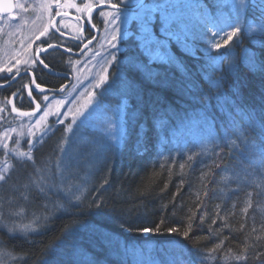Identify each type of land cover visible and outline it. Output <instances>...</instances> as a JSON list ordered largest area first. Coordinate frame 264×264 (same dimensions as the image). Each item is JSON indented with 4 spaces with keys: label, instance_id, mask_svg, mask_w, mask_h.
<instances>
[{
    "label": "trees",
    "instance_id": "trees-1",
    "mask_svg": "<svg viewBox=\"0 0 264 264\" xmlns=\"http://www.w3.org/2000/svg\"><path fill=\"white\" fill-rule=\"evenodd\" d=\"M252 1L247 0L245 22L256 24L261 21V15L253 10ZM188 8L192 13L200 8L194 4L184 9L182 14L192 21V16L186 14ZM159 17L162 12L152 16L154 30L163 22ZM245 22L241 26L242 34L226 45V49L235 54L220 68L205 52L200 37L204 35L203 28L197 19L192 24L191 34L182 38L186 52L178 50L175 43L170 45L171 53L184 65L182 71L166 68L157 60L149 62L148 55L132 38L124 42L117 62L110 68L116 84L113 86L116 94L110 95L113 102L119 98L125 103L122 142L115 148L109 147L110 143L100 144L95 150L88 143L89 147L84 144L85 139L77 140L82 142L71 148L70 169L64 171L61 183H51L48 192L52 198L36 197L44 203L35 204L33 197L24 201L18 192L11 205L4 204L6 212L10 207L23 208L21 219L28 223L34 213L48 215L50 206L58 201L68 203L67 191L75 195H81L78 189L83 191L80 202L72 198L75 206L67 212L52 211L47 221L38 226L34 224L33 227L38 228L35 233L10 238L0 231V247L23 257L13 264H69V261L72 264H241L234 257L245 249L249 257L247 264H259L252 257L257 251L264 252V172H253L249 167V161L256 169L260 164L246 146L257 153L264 150V131L260 126L264 118V73L251 66L252 58L257 65L264 61V34L257 45L251 44L244 38L248 30ZM245 48L252 55L242 60L240 50ZM55 54L60 59L55 58L54 64L45 61L48 67L69 73L66 69L68 58L59 52ZM132 59L136 65H147L153 72H159L170 83L158 85L147 81L129 64ZM208 61L211 66L207 65ZM33 70L36 72L38 67ZM44 79L45 87L57 89L61 85L62 79L49 75H44ZM26 83V78H22L0 91V99L6 101L4 105L13 90L23 99V105H17L16 109L31 110V105L24 107L28 104L26 93L19 88ZM127 83H132L136 91L128 88ZM6 109L8 116L14 118L11 109ZM244 112L252 114L255 126L252 133H246L247 139H237L248 125ZM61 131L62 127L56 128L35 147L34 163L29 161L33 165L30 168L27 164L22 168L14 160L15 171L11 172L9 184L16 183L21 190L27 178L39 177L33 176L30 169L38 170L44 160L53 161L62 155L60 147L64 134ZM232 141H235L234 146ZM204 147L207 151L192 167L181 171L179 164L187 155L201 152ZM215 153L224 157L221 162L224 170L213 167L211 174L202 179V174L208 172V166L216 160ZM225 162L230 163L229 171ZM64 163H69L67 158ZM242 169L251 175L237 182L233 179L234 173ZM223 176L229 179L224 181ZM165 184L168 185L166 189ZM173 193H177L175 200ZM249 200L252 207L244 212ZM97 203L101 207L97 208ZM193 213L196 214L194 230L190 238H185L181 231L188 222L187 217ZM162 215L167 217L162 229L176 227L180 231L143 233L137 230L155 228ZM201 215H204L203 222L199 219ZM129 228L132 231H128ZM221 240L224 241L221 247L209 255L208 249L220 244Z\"/></svg>",
    "mask_w": 264,
    "mask_h": 264
},
{
    "label": "rangeland",
    "instance_id": "rangeland-1",
    "mask_svg": "<svg viewBox=\"0 0 264 264\" xmlns=\"http://www.w3.org/2000/svg\"><path fill=\"white\" fill-rule=\"evenodd\" d=\"M36 1V0H34ZM49 3L52 0H47ZM153 2V5L160 4L167 6L164 10L166 14L179 17V36L184 38L185 34L192 32V24L194 20L199 18L195 15L201 14V22L207 29V35H211L212 32H215L219 29H223L220 36L215 37L211 42H209L206 38L207 49L208 51H219L225 48L217 50L210 47V43H215L216 40L222 41L226 38V34L230 31V28L226 25L236 24L237 10L233 7L235 0H216L215 9H205L203 13L202 8L199 11L191 12L190 8L186 10V14L192 16V21L190 20V24H188V17L182 14V10L186 9L194 2H199L198 0H150ZM15 2V12L14 16L17 17V20L13 23L4 19H0V73H5L7 75L14 76L21 71L34 69V55L38 46H35V41L29 40L32 37V32L26 33L24 36L22 23L25 20V13L30 11L31 1L30 0H14ZM213 2V4H214ZM69 8L68 5H64L63 8ZM157 14L161 11H155ZM107 14V13H106ZM128 16H132V14H126ZM240 15V26L245 22L243 20L242 13ZM48 12L46 18V25L44 24V34L48 32V26H52L54 24L53 18H48ZM153 19V18H152ZM162 19V17H161ZM119 23V21H118ZM138 25L136 22L133 23ZM213 24L216 27H211ZM30 27L32 26L30 21H27V24ZM129 32H134V27L132 26V21H130L127 25ZM161 26H159L160 28ZM258 28V26H255ZM114 28V26L107 25L103 33L102 40L100 42L99 47L92 48L89 53L78 60H68L67 70L73 77L72 84L70 87L61 95L52 96L54 94L41 95V106L40 112L30 118L15 117L10 118L7 113V109L2 101H0V167H3V163L5 161L12 163L15 165V161H17L14 150L19 149L20 151H28L29 145L28 140L33 139L35 137V143L32 145V152L35 147L40 146L51 134H53L58 127H62L61 134H64V128L67 124L73 122L74 115L77 114L79 110L82 109V106L86 104L88 100L89 92L103 93V100L100 103L99 107H96L94 111L88 117V120L81 125L79 129L80 140L85 139L84 144H89L90 147H94V149H98V145L102 144L108 145L111 144V140L106 132V123L109 119L112 120V129L117 136H120L122 133L124 135V130L122 126V118L125 103L122 99L117 98L115 102H113V98L110 94H116L114 87L108 89L107 92H103V89H96L94 87L95 83L98 81L100 74L102 73L103 68H108L110 72V68L112 64L109 65L106 63L107 60L111 59L110 53L114 52L118 54L122 52L124 43L132 38L135 42L136 36H124L122 39H118L116 41L117 47L110 48L106 41V36L108 33ZM211 28V31L208 29ZM110 38V37H108ZM139 43V41H137ZM122 43V44H121ZM121 44V48H120ZM184 43L182 44L183 47ZM170 52V51H169ZM211 53V52H210ZM157 52L155 48L153 49V55H156ZM159 54H163V50L160 51ZM171 54V52H170ZM83 55V54H82ZM217 56H223L225 59L228 58L229 52H224L222 55L217 54ZM42 60L41 57H39ZM19 61V62H18ZM37 62V61H36ZM207 65L211 66L210 62H207ZM11 69V71H9ZM156 72V71H155ZM66 81L64 80V83ZM116 85V84H115ZM28 92V90L26 91ZM31 94V93H30ZM47 97V99H45ZM99 99V97H97ZM112 103V104H110ZM9 108L11 104L7 103ZM89 107H92L91 105ZM87 111V109H83ZM47 112L48 115L41 121V117L44 116V113ZM13 117V115H12ZM40 121V123H37ZM60 121H64L63 124ZM19 141V143H17ZM82 141H76L72 145V148L76 147V145H81ZM7 145V149L5 148ZM88 146V145H87ZM88 146V147H89ZM246 148L251 151L250 148L246 146ZM59 158V157H58ZM58 158L53 159V161L48 158L42 162L39 171L36 169H30V173L33 176H39L35 178L37 180H43L45 184L51 185L53 182L54 185L61 183V175L57 171V161ZM15 160V161H14ZM19 162V161H17ZM29 168L33 166L30 162H27ZM24 168L25 165H21ZM56 168V169H55ZM237 181V180H235ZM239 182V181H237ZM10 183V182H9ZM10 194L9 184H4L0 186V196L8 197ZM48 192V197L52 198ZM51 207V206H50ZM13 210H15L13 208ZM17 210V209H16ZM4 213L6 209L3 208ZM23 215V214H22ZM184 264V263H183Z\"/></svg>",
    "mask_w": 264,
    "mask_h": 264
},
{
    "label": "snow or ice",
    "instance_id": "snow-or-ice-1",
    "mask_svg": "<svg viewBox=\"0 0 264 264\" xmlns=\"http://www.w3.org/2000/svg\"><path fill=\"white\" fill-rule=\"evenodd\" d=\"M74 6V5H70ZM262 6H264V0H262ZM125 9V12L128 9V5L125 3V0H117L116 3H111L110 8L112 11L107 13L108 19H106V23L110 26H114L112 30L108 33L106 36L107 44L110 48H116L117 43L116 41L118 39H122L124 36H136V38L139 40L138 47L143 49L144 53H146L149 57V62L153 60L160 61L162 64L166 66V68H174L177 71H182L184 69V65L180 61L179 57H176L174 53L169 52L171 43H175L178 47H180L184 42L181 41L180 36L178 34L179 32V17H174L171 15H168L163 12V10L167 7L165 5L155 4V5H145L141 3H137L136 8L139 9L133 16H128L124 12H121V8ZM233 7L237 10V17H236V24L226 25L230 28V31L227 32L226 38H224L222 41L216 40L215 43H210V47L213 49H221L224 46L228 45L230 41H233L235 37L238 36V34H242V28L240 26V13L244 12L249 5L246 3V0H235V3L233 4ZM10 10V5L5 4V11ZM80 11H86L87 13L91 14L93 11V5L91 3L85 4L83 9H78ZM155 11H161L162 12V24L159 28L160 35L156 34V30H154L153 27H150L152 22V14ZM57 15H60V12L56 13ZM101 15H104L102 12ZM261 23L259 24V27H251L248 29L250 33L260 31L264 33V14L261 16ZM119 21V23H118ZM130 21H136L138 23V32L139 35L137 36L136 33L129 32L127 27H124V25H127ZM211 27H216L215 24H213ZM208 31H211V28L208 29ZM223 29H219L215 32H212V34L209 36L207 33L204 34V37L211 42L215 37L220 36ZM44 33H41V36H43ZM63 35V33H61ZM110 37V38H108ZM39 39V37H37ZM186 39V38H185ZM264 43V41H262ZM49 48L55 47L54 45L49 44ZM155 48L157 54L153 55V49ZM163 50V54H159L160 51ZM180 50L182 52H186V49L184 47H180ZM38 53L40 51H43V49H37ZM111 59L107 60L106 63L111 65L114 62H117V56L116 53L112 52L110 53ZM211 60L213 63H224L225 58L223 56H214L211 57ZM19 62V61H18ZM41 64L44 63L43 60L40 61ZM228 63H231L228 61ZM129 64L134 67L136 71H139L140 74L144 79H146L149 82L156 83L158 85H165L169 84L170 82L167 81L166 77H162L159 72H153L150 67L147 65H136L134 59L129 60ZM251 66L253 68H257L261 73H264V61L260 62L258 65L255 62V58H252ZM44 67L47 68L48 65L44 64ZM11 71V69H9ZM121 83H124L123 81ZM115 85L114 80L112 79V73L109 72L108 68H103L102 73L99 76L98 81L95 83L94 87L96 89H103V92H107L109 88L113 87ZM128 88H131L133 91H136V89L133 87L132 83H127L126 85ZM174 86V85H172ZM39 87V85H37ZM216 87H219V84L216 85ZM99 97V99H97ZM47 99V97H45ZM103 100V93H96V92H89L88 93V100L85 105L82 106V109L77 112L76 115L73 117V122L67 124V126L64 128V137L61 140V147L60 151L62 155L58 158L57 161V171L63 177L64 171H67L71 167V157H70V151L72 148V145L76 143L77 140H79L81 137L78 134L79 129L81 125H83L87 120L89 115L96 107L100 106V103ZM92 107H89V106ZM83 109H87V111H84ZM15 110V109H14ZM22 115H31L30 113H21ZM48 115L47 112L44 113V116L41 117V121ZM243 115L247 116L248 119V125L243 129V131H240V136L237 137L239 139L240 137H243L244 139H247L246 133L254 129L255 126V118L252 116L251 113L244 112ZM37 123H40L38 121ZM61 124L64 123V121H60ZM261 130L264 131V118L260 121ZM239 131V129H238ZM106 132L108 133V136L111 140V144L109 147L115 148L118 146L123 139V133L120 136H117L115 132L112 129V120L109 119L106 123ZM223 139V138H221ZM19 143V141H17ZM35 143V137L33 139L28 140L29 150L28 151H20L19 149L14 150V155L19 161L21 165H26L27 162L31 161L34 163V157L32 154V145ZM232 145H235V141H232ZM97 146L98 142H97ZM5 148L7 149V145H5ZM207 148L204 147L201 152H192L191 154L187 155L186 160L184 162H181L179 164V168L181 171H184L186 168H191L192 164L202 156L203 152H206ZM251 156L253 159L258 160L260 164V168L256 169L252 166L251 161H249V167H252L253 172H264V150L260 152H256L254 149L251 150ZM216 160L213 161V164L208 166L209 171L204 172L202 174V179L204 177H207L211 174L212 168L221 169L222 163L224 161V157L220 153H215ZM65 158L68 159L69 163L66 165L64 163ZM173 162H175V158H172ZM163 167V165H161ZM15 171V165L12 163H9L5 161L3 163V167H0V186H3L4 184H9V181L11 180V172ZM39 171V169L37 170ZM169 172H171V166H169ZM248 175H251V173L247 172L246 170H241L234 173L233 179L243 182ZM229 179L228 176H223L222 180L227 181ZM105 184L108 183L107 179L104 181ZM182 183V182H181ZM23 191H20V186L16 183L9 184L10 189V195L8 197L0 196V231L6 232L9 237H14L18 234H24L25 236L29 233H35L37 232L38 228L33 227V225H39L42 224L44 221H47L49 219V216L51 215L52 211H59V212H67L70 208L74 207L71 203L72 198L74 197L76 202L81 201V197L83 194L82 189H78V191L81 192V195H75L72 191L66 192V198L68 200V203H61L57 202L55 205L51 206V210L48 211V215H45L43 213L40 214H33L32 219L28 223H22L17 220L18 217H21L23 209L19 210H13L11 207L9 208L7 215H5L3 211L4 204L7 203L11 205L13 203V200L17 198V193L19 192V198L23 199L24 201H28L30 198V195L34 197H43L47 199L48 197V191L51 188V185L45 184L43 180H37V179H30L28 182H26L23 186ZM168 187L167 184H165L164 188L166 189ZM205 188H207V185H204ZM163 191V189H162ZM179 192V189L177 190ZM205 195H208L207 192L204 193ZM177 193H173V200H175ZM249 196L252 195V193H248ZM199 199V197H198ZM96 207H101V204L97 203ZM165 209L167 208V205L163 206ZM200 205H197V208H199ZM252 207V203L249 200L247 202V207L244 208V212L248 211V208ZM220 206L217 205V211L219 212ZM45 209H49V205H45ZM196 214L193 213L192 215L187 217V224L184 226L183 230L181 231V235L185 238H190V233L194 230V218ZM223 218V217H221ZM167 217L165 215L161 216L160 222L156 225L155 228H141L137 229L138 231H141L143 233H150L155 232L159 233L162 230L167 231L168 233H176L180 231V229L176 227H169L167 229H162V225L166 222ZM199 219L203 222L204 221V215H201ZM213 224L216 223V220L212 221ZM243 227V225H241ZM67 230V229H65ZM128 231H132L131 228L128 229ZM199 239V238H197ZM225 239H227L225 237ZM196 241H194L195 243ZM224 243L223 240H221L220 244L215 245L214 248L208 249L209 255H211L212 252L218 250L221 245ZM247 249L242 251L240 254L236 255L234 259L237 262H241V264H247V261L249 257L246 255ZM23 257H17L14 256L11 251L4 250L3 247H0V264H13L14 261L17 259H21ZM252 259L259 261V264H264V252H255ZM69 264H72L71 261H69ZM94 264V262H93Z\"/></svg>",
    "mask_w": 264,
    "mask_h": 264
},
{
    "label": "flooded vegetation",
    "instance_id": "flooded-vegetation-1",
    "mask_svg": "<svg viewBox=\"0 0 264 264\" xmlns=\"http://www.w3.org/2000/svg\"><path fill=\"white\" fill-rule=\"evenodd\" d=\"M31 1V12L27 11L25 13V20L22 23V29L24 30L22 34L26 36V33L29 34V32H32V37L29 38L31 41H35L34 45L38 46L39 49H44L51 45H57L59 47H62L68 51L71 52H79L82 47L88 46L89 48L85 51L83 55H81L80 58L85 56L92 48L99 47L100 42L103 37V33L105 29L107 28L106 19H108L107 14L108 12L112 11L110 8H98L102 5H110L111 3H116L117 0H52L51 3H49L47 0H30ZM141 0H125V3L128 5V9L125 12V9L122 7L121 12H124L125 14H132V16L139 11V9H136L137 3H140ZM91 3L93 5V11L91 14L87 13L86 11H80L78 9H83L85 4ZM141 4H145L148 6L153 5V2L150 0H143ZM64 5H68L69 8H63ZM74 5V6H70ZM48 12V18H53L54 24H52L51 28L48 26V32L47 34H44L41 36V33H44V24L46 25V18ZM60 12V15H57L56 13ZM104 13V15H101V13ZM1 18L4 19V22L6 20L10 22H14L17 20V17L15 19H12L11 16H3L0 15ZM90 20V25L88 23V19ZM0 18V19H1ZM27 21H30L32 26L30 27L27 24ZM136 21H132L133 23ZM63 33V35H61ZM39 37V39H37ZM37 50V49H36ZM36 52V51H35ZM55 52H59L66 56L68 60H78L80 58H75L71 55H67L62 53L58 50H50L44 55L40 56L44 63H55V58L60 59V56H57ZM46 61V62H45ZM38 70L35 72L34 70V79L36 83L39 86H45L46 79L43 80L44 75H47L38 65V63L34 60V68ZM44 74V75H43ZM14 74L7 75L0 73V84L6 83L9 81L10 78H12ZM6 77V78H5ZM22 78H26L25 86H19V88L23 89L26 93V99L28 104H25V106L31 105V109L33 108L32 102L29 100L28 95L31 93V86H30V79L28 76L23 75V77L18 78L12 85L17 83ZM7 79V80H6ZM40 79L43 81L41 82ZM61 82L60 87L64 85V80H60ZM48 84V83H47ZM11 85V86H12ZM10 86V87H11ZM9 88V87H8ZM8 88L0 89V91H4ZM28 90V92H26ZM12 96L8 100V102L11 104V107H17V105H23V99L18 98L16 91L12 90ZM33 99L36 102H40L41 96L40 95H33ZM3 103L6 102L4 99H0ZM7 102V103H8ZM6 103V104H7ZM5 104V105H6ZM9 105L7 104L6 107ZM9 108V107H8ZM13 109V108H9ZM2 151H0V154Z\"/></svg>",
    "mask_w": 264,
    "mask_h": 264
},
{
    "label": "water",
    "instance_id": "water-1",
    "mask_svg": "<svg viewBox=\"0 0 264 264\" xmlns=\"http://www.w3.org/2000/svg\"><path fill=\"white\" fill-rule=\"evenodd\" d=\"M5 4L10 5V10L9 11H5ZM98 8H110V5H102V6H99ZM14 12H15L14 0H0V15H3V16H5V15H13ZM12 19H15V17L12 16ZM54 46L55 47H53V48L46 47V48L43 49V51H40L39 53L36 52L35 53V60L37 61V63L40 66V68L47 75H49L51 77H54V78L65 80L66 82L64 83V85H62L61 87H59L57 89L49 88V87H45V86L37 87L38 84L36 83V81L34 79V74H33L32 71H29V70L22 71V72L16 74L15 76H13L5 84H0V89H4V88L10 87L18 78H20L23 75L28 76L29 79H30L31 94L29 95V99L31 100V102L33 104V109L28 111V112L14 111L15 115L22 116V117H29V116L35 115L36 113H38L40 111V106H39L38 103H36L33 100L32 95H40V96L41 95H47V94L61 95L72 84L73 77L70 74L63 73V72H57V71L52 70L49 67L45 68L44 67L45 63H43V64L40 63V61H41L39 59L40 56L44 55L45 53H47L50 50H58V51H61L62 53L67 54V55H71V56H74V57H80L89 47V45L88 46H84V47L81 48V50L79 52L74 53V52L68 51V50H66V49H64L62 47H59L57 45H54ZM21 113H30L31 115L25 116V115H22Z\"/></svg>",
    "mask_w": 264,
    "mask_h": 264
},
{
    "label": "bare ground",
    "instance_id": "bare-ground-1",
    "mask_svg": "<svg viewBox=\"0 0 264 264\" xmlns=\"http://www.w3.org/2000/svg\"><path fill=\"white\" fill-rule=\"evenodd\" d=\"M198 7L200 6V5H197ZM120 46H121V44H120ZM85 53V52H84ZM89 53V52H88ZM87 53V54H88ZM86 54V55H87ZM120 54L118 53V54H116V56L118 57ZM74 61V60H73ZM250 133H252V130L250 131ZM151 152H155L154 150H151ZM228 165H230V163L228 164ZM227 165V163L225 162V168H227L228 169V171L230 170V167ZM30 179H33V178H27V180L25 181V183L26 182H28ZM24 189H23V187L21 186V190L20 191H23ZM30 197L32 198L33 197V201H34V203L35 204H42L43 205V203H44V201L43 200H40V199H37L36 197H34V196H32V195H30ZM17 210H19V209H21V208H16ZM15 209V210H16ZM23 209V208H22ZM24 211V210H23ZM23 215H21V217H22ZM21 217H18L17 218V220L19 221V222H22V223H24L25 221L23 220V219H21ZM96 260H99V258H96Z\"/></svg>",
    "mask_w": 264,
    "mask_h": 264
}]
</instances>
